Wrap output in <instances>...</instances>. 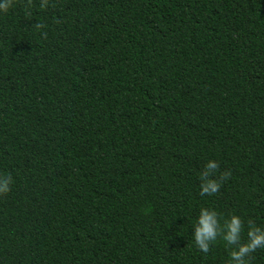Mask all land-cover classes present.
I'll return each mask as SVG.
<instances>
[{
  "label": "trees",
  "instance_id": "trees-1",
  "mask_svg": "<svg viewBox=\"0 0 264 264\" xmlns=\"http://www.w3.org/2000/svg\"><path fill=\"white\" fill-rule=\"evenodd\" d=\"M26 2L0 16V264H224L187 228L264 226V0ZM208 159L231 175L201 197Z\"/></svg>",
  "mask_w": 264,
  "mask_h": 264
},
{
  "label": "clouds",
  "instance_id": "clouds-1",
  "mask_svg": "<svg viewBox=\"0 0 264 264\" xmlns=\"http://www.w3.org/2000/svg\"><path fill=\"white\" fill-rule=\"evenodd\" d=\"M48 2L38 0L35 6L45 9ZM15 7L18 5L14 4V0H0V16L8 15ZM33 7L32 0H27L23 5V14L32 17ZM45 27L43 22L35 20L30 28L44 37ZM230 175L228 170L220 171L216 160H206L197 175L198 195L204 197L218 193ZM12 184L13 178L0 172V196L8 194ZM187 229L191 230V242L200 253L207 254L213 246L222 244L226 250L224 264H250L252 254L258 249L264 250V226L255 224L251 219L244 220L235 213L224 214L215 208L200 206Z\"/></svg>",
  "mask_w": 264,
  "mask_h": 264
}]
</instances>
